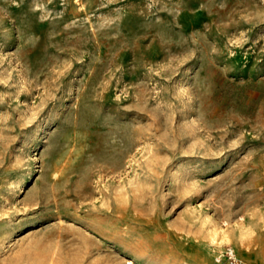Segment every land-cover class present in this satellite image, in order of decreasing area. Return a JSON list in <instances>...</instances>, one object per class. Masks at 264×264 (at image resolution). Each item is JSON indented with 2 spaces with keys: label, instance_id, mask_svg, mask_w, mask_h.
Segmentation results:
<instances>
[{
  "label": "rangeland",
  "instance_id": "rangeland-1",
  "mask_svg": "<svg viewBox=\"0 0 264 264\" xmlns=\"http://www.w3.org/2000/svg\"><path fill=\"white\" fill-rule=\"evenodd\" d=\"M30 262L264 264V0H0V264Z\"/></svg>",
  "mask_w": 264,
  "mask_h": 264
},
{
  "label": "built area",
  "instance_id": "built-area-1",
  "mask_svg": "<svg viewBox=\"0 0 264 264\" xmlns=\"http://www.w3.org/2000/svg\"><path fill=\"white\" fill-rule=\"evenodd\" d=\"M221 255L225 256L228 261L235 262L236 257L232 248L225 249Z\"/></svg>",
  "mask_w": 264,
  "mask_h": 264
},
{
  "label": "bare ground",
  "instance_id": "bare-ground-1",
  "mask_svg": "<svg viewBox=\"0 0 264 264\" xmlns=\"http://www.w3.org/2000/svg\"><path fill=\"white\" fill-rule=\"evenodd\" d=\"M41 252H42V251H41ZM51 258H52V257H51ZM52 260H53V258H52ZM35 261H36V260H35ZM49 261H50V260H49ZM49 261H48V262H49ZM30 263H31V262H30ZM31 264H32V263H31ZM48 264H49V263H48Z\"/></svg>",
  "mask_w": 264,
  "mask_h": 264
}]
</instances>
